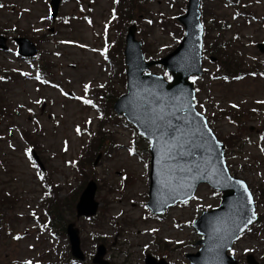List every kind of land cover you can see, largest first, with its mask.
<instances>
[{
	"label": "rangeland",
	"instance_id": "rangeland-1",
	"mask_svg": "<svg viewBox=\"0 0 264 264\" xmlns=\"http://www.w3.org/2000/svg\"><path fill=\"white\" fill-rule=\"evenodd\" d=\"M186 5L187 0H62L52 21L49 0H0V34L7 38V50L0 51V264H79L69 258L67 238L40 228L48 220L43 204L51 190L57 200L49 201L51 210L75 223L88 264L100 243L110 264H144L146 254L189 264L185 256L196 252L200 238L192 223L219 205V194L200 186L195 199L152 218L145 206L148 146L110 107L126 91L121 51L127 27L135 25L146 60L159 59L181 40L176 18ZM200 13L203 75L191 79L196 108L226 144L230 173L255 198L259 189L264 203V54L256 48L264 42V0H202ZM13 37L33 42L35 58L21 59ZM210 52L216 62L208 60ZM223 63L236 70L227 73ZM149 71L164 75L159 67ZM85 95L95 107L71 98ZM89 180L96 184L97 215L76 220L71 202ZM7 196L15 201H4ZM255 252L264 255V234L247 235L231 253L243 264L244 255Z\"/></svg>",
	"mask_w": 264,
	"mask_h": 264
},
{
	"label": "water",
	"instance_id": "water-1",
	"mask_svg": "<svg viewBox=\"0 0 264 264\" xmlns=\"http://www.w3.org/2000/svg\"><path fill=\"white\" fill-rule=\"evenodd\" d=\"M199 1L200 0H189L187 13L178 18V21L181 22L185 28V37L179 46L171 54L157 62L144 61L140 44L134 41L133 38L134 28H129L124 50L125 63L127 66V93L121 96L113 106L117 114L124 113V117L138 129L139 133L145 132L143 137L150 142L151 170L147 207L153 214L160 215L175 203L191 199L197 186L201 183H206L211 188L222 193L220 207L210 212L203 213L194 223L195 229L204 236V239L199 242V244H202L200 251L195 255L187 256L192 264H205L208 259L206 248L210 243L209 235L213 227L209 224L210 220L215 217L227 219L238 207L237 201L243 202L245 207L249 209L247 216H251V212L254 211L253 204L247 205V197L244 195L243 189L239 185L234 184V181L238 179L232 178L231 181L226 179L230 176L223 159V146L219 142V146H217V140L211 141L207 137L206 130L203 128V122L197 121L196 123L200 131L205 133V139L209 141L210 147H208L207 151H198L191 161L188 158H178L176 161L167 160L165 163V150L162 149L161 143L157 142L146 131L145 125L137 118V103L147 98L150 91H159L155 88V85L158 83L156 77L162 78L163 91L177 93L179 89L183 88L187 90L189 96H194L192 83L188 81V77L193 74H201L202 27L199 23ZM59 2L60 0H51L53 18L56 15ZM3 42L4 39L0 37L1 48H4ZM16 42H18L21 55L30 56L35 52V48L28 41L17 39ZM258 49L264 53V44H259ZM157 64L164 66L172 74L173 79L171 83L165 82L162 76L152 74L149 76L143 74L145 70ZM182 65H184V67H182ZM188 65H190V67H188ZM141 81L143 82L142 84L140 83ZM176 103L179 104L181 101H177ZM197 163L201 166L203 178L192 180L187 174H184V178L182 179L180 175L176 174L177 168H187ZM204 169H207V171L204 172ZM225 169L226 171H224ZM169 170H171V172H169ZM173 176H175V183H172ZM187 183H191L192 187H187ZM169 184L171 186H169ZM182 184L184 185L183 187L181 186ZM173 188L175 191L172 190ZM94 192L95 185L89 183L76 205L77 217H89L95 214L97 203L93 199ZM185 193L187 195H185ZM254 220L255 218L252 220V223ZM250 224H247V226ZM247 226L244 224L240 225L243 230L235 232L228 242L227 247L221 251L219 264H236L232 257L226 256V251L230 249L232 242L247 228ZM219 227L223 228L224 225H220ZM67 235L72 254L81 259L78 230L74 228L73 224L68 225ZM103 254V247L98 248V253L94 257L93 262L96 264H106L101 260ZM146 264L156 263L152 258L147 257ZM157 264L165 263L160 261Z\"/></svg>",
	"mask_w": 264,
	"mask_h": 264
},
{
	"label": "snow or ice",
	"instance_id": "snow-or-ice-1",
	"mask_svg": "<svg viewBox=\"0 0 264 264\" xmlns=\"http://www.w3.org/2000/svg\"><path fill=\"white\" fill-rule=\"evenodd\" d=\"M87 19V18H86ZM152 21H148L151 23ZM91 24V21H88ZM80 47H85V45H80ZM96 51V49H93ZM106 52V49H105ZM102 55L104 52L101 53ZM184 67V65H182ZM190 67V65H188ZM22 75H29L28 73H22ZM146 75L151 76L150 73ZM164 76L168 81H172L173 77L169 75L167 71L164 72ZM240 79V77H236ZM0 79H3L0 77ZM37 80H41L39 74L36 76ZM193 81L196 80L195 76L190 77ZM227 79V77H225ZM158 82L155 85V88L159 91H150L147 98L142 99L137 103L138 109V120L145 125L146 131L157 141L161 143L162 149L165 150V163L167 160L176 161L178 158H188L190 161L195 157L198 151H207L210 147L209 141L205 139V133L200 131V128L197 126V121L203 122V128L206 130V135L211 141H216L215 136L212 133V130L208 127L205 116L202 112L196 111V98L195 96H189L186 89H179L177 93H168L163 91V81L162 78L156 77ZM42 83H48V81L41 80ZM143 83L142 81L140 82ZM139 86V85H138ZM54 87H59L54 85ZM103 87V85H100ZM90 88V82L83 85V90L85 94ZM61 94L68 97L69 93L61 90ZM74 100L80 101L85 105H91L95 107L93 101L86 98L85 96H73L71 97ZM177 101L181 103L177 104ZM36 104L42 103L41 100L37 99L33 101ZM264 103V101H260ZM203 109V105H199ZM232 107H237L233 104ZM31 112V109L28 110ZM90 120H86L85 123H90ZM75 132L79 135L81 128L79 125L75 126ZM141 136L145 135V132L140 133ZM65 150L67 142H64ZM219 146L218 141L216 142ZM11 147V145H9ZM129 155L134 154V149L129 147L127 149ZM25 154L28 156V159L31 160V149H27ZM223 162V161H221ZM35 167V165H32ZM204 172L207 169L203 170ZM226 171V169L224 170ZM171 172V170H169ZM202 169L200 164H195L187 168H177L176 174L180 175L181 178H184V174H187L192 180L197 178H203ZM222 174V173H221ZM39 179H43V176L40 175ZM228 181L232 180V177L226 178ZM172 183H175V176L172 177ZM235 185H239L243 189L244 195L247 197V205L253 204V197L248 187L246 186L243 180H235ZM169 186H171L169 184ZM184 186L183 184L181 185ZM187 187L191 188L192 184L187 183ZM175 191V189H172ZM185 195H187L185 193ZM196 197H192L195 199ZM187 203V200L184 201ZM238 207L235 212L227 217H215L209 221L211 224L212 232L209 235V245L206 248L208 253V259L205 264H219L220 253L227 247L228 242L231 240L232 236L237 231H242L240 227L241 224L247 226V224L252 223V220L255 218V211L251 212V216H247L249 209L245 207L243 202L237 201ZM224 225L223 228L219 227ZM155 231V229H152ZM14 239H19V237H14ZM231 251V249H229ZM247 251V250H246ZM24 264H31L30 261H24Z\"/></svg>",
	"mask_w": 264,
	"mask_h": 264
},
{
	"label": "trees",
	"instance_id": "trees-1",
	"mask_svg": "<svg viewBox=\"0 0 264 264\" xmlns=\"http://www.w3.org/2000/svg\"><path fill=\"white\" fill-rule=\"evenodd\" d=\"M223 64L225 65V69L227 70V71H226L227 73H231V72H233V71H235V70H236V68H235V67H233V70H232V68H231V67H229V66H228L229 64H227V63H226V64H225V63H223ZM99 144H100V142H99ZM93 145H94L95 147H94ZM91 147H93L94 149H96V148L98 147V145H97V144H95V142H93V141H92V142H91Z\"/></svg>",
	"mask_w": 264,
	"mask_h": 264
}]
</instances>
